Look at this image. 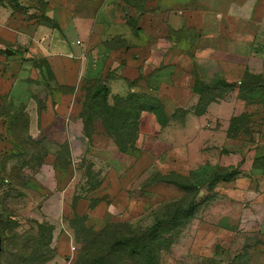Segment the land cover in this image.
<instances>
[{
  "label": "crops",
  "instance_id": "crops-1",
  "mask_svg": "<svg viewBox=\"0 0 264 264\" xmlns=\"http://www.w3.org/2000/svg\"><path fill=\"white\" fill-rule=\"evenodd\" d=\"M38 1L42 11L27 9L29 0H0V100L16 99L41 77L33 60L51 73L52 88L26 103L27 140L66 148L74 166L93 82L101 78L113 93L154 79L165 121L150 126L166 146L150 164L197 181V197L211 182L213 195L246 214V230L259 218L264 238V0ZM142 140L140 133L135 147ZM111 153L125 155L117 146ZM45 156L39 171L55 177L57 155ZM128 195L111 165L73 211L109 221L133 209Z\"/></svg>",
  "mask_w": 264,
  "mask_h": 264
},
{
  "label": "rangeland",
  "instance_id": "rangeland-1",
  "mask_svg": "<svg viewBox=\"0 0 264 264\" xmlns=\"http://www.w3.org/2000/svg\"><path fill=\"white\" fill-rule=\"evenodd\" d=\"M29 1L27 9L42 11L41 2ZM33 64L41 77L24 83L16 99L0 100V134L9 142L0 148V264H264L259 218L246 230L241 225L246 214L228 197L213 195L211 182H202L204 197H197V181L150 164L152 152L166 146L150 126L165 121L154 96L156 80L125 83L111 93L106 81L96 79L86 91L80 120L82 156L70 166L66 148L27 140L26 103L52 88L46 63ZM113 146L125 155L112 157ZM48 153L57 155L55 177L39 171ZM111 165L118 168L133 209L103 222L74 212Z\"/></svg>",
  "mask_w": 264,
  "mask_h": 264
},
{
  "label": "water",
  "instance_id": "water-1",
  "mask_svg": "<svg viewBox=\"0 0 264 264\" xmlns=\"http://www.w3.org/2000/svg\"><path fill=\"white\" fill-rule=\"evenodd\" d=\"M5 54L6 55H12V54H14V51L11 48H6ZM0 250H1V237H0Z\"/></svg>",
  "mask_w": 264,
  "mask_h": 264
},
{
  "label": "trees",
  "instance_id": "trees-1",
  "mask_svg": "<svg viewBox=\"0 0 264 264\" xmlns=\"http://www.w3.org/2000/svg\"><path fill=\"white\" fill-rule=\"evenodd\" d=\"M85 99H86V97H85ZM85 102V101H84ZM84 102H83V111H84ZM83 111H82V114H83ZM162 114H163V112H162ZM81 117H82V115H81ZM119 148V147H118ZM120 149V148H119ZM121 150H123V151H125L124 149H121Z\"/></svg>",
  "mask_w": 264,
  "mask_h": 264
},
{
  "label": "built area",
  "instance_id": "built-area-1",
  "mask_svg": "<svg viewBox=\"0 0 264 264\" xmlns=\"http://www.w3.org/2000/svg\"><path fill=\"white\" fill-rule=\"evenodd\" d=\"M77 43H79V41H77Z\"/></svg>",
  "mask_w": 264,
  "mask_h": 264
}]
</instances>
